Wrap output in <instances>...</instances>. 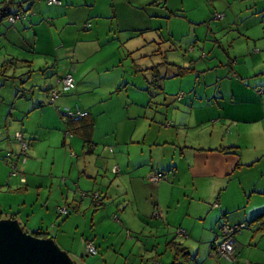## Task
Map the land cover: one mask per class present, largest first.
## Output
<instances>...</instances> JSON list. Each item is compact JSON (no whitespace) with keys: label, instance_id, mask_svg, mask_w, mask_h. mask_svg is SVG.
Here are the masks:
<instances>
[{"label":"crops","instance_id":"obj_1","mask_svg":"<svg viewBox=\"0 0 264 264\" xmlns=\"http://www.w3.org/2000/svg\"><path fill=\"white\" fill-rule=\"evenodd\" d=\"M216 1L212 0L206 10V0H59V5L50 6L47 0H11L10 6H15L12 13L30 12L36 6L38 10L32 18L13 25L11 36L0 30V37L10 39L13 49L28 53L22 60L7 57L29 69L36 63L39 69L44 64L43 69L50 74L42 75L51 80L42 78L41 84H48L44 93L39 89L38 93L16 95L23 106L19 109L16 102L9 111L0 105V139L7 137L4 129L10 124L15 133L25 135L27 153L31 149L25 163L37 164L42 154L49 157L50 163L43 166L46 172L40 163L38 170L42 171L30 170L21 175L25 190L31 186L49 188L45 209H40L44 214L34 216L29 209L31 215L26 219L19 212L4 218L16 219L28 233H44L53 206L63 221L56 226L59 233L52 239L80 264L87 257V242L96 248L95 257L102 250L104 244L95 234L107 220L120 227L118 253L105 251L99 264H171L172 254L165 245L172 239L189 253L185 264H226L209 256L217 225L220 221L246 224L247 228L234 237L236 264H264V233L259 232L260 223H251L264 211V14L259 15V0ZM240 5L244 12L238 23L235 8ZM234 12L237 20L232 17ZM221 13L223 17L218 15ZM215 15L221 17L215 19ZM174 25L185 26L186 30ZM42 33H47L50 41V48L44 51L37 47ZM230 34L234 37L226 40ZM190 46L194 51L209 52L196 62L185 56L182 61L174 59L171 53ZM107 49L111 56L95 60ZM144 57L151 66L140 63L147 61ZM125 63L136 71L150 67L152 74L160 66L178 68L177 72L166 71L161 81L146 79L170 97L162 82L192 74L193 95L179 101L187 110L184 118H173V113L167 111L164 123L159 124L156 114L149 136L142 137L136 134L132 118L146 113L140 110L136 115L126 106L130 102V106H147L150 98L136 103L124 90L129 96L124 108L96 110L98 102L116 95L118 98L123 90ZM68 65L76 71L72 91L59 83ZM52 88L59 95L49 106L46 92ZM68 93L76 100L93 97L87 106L75 108L87 112V117L73 126L57 113L66 106ZM102 114L104 119L111 117V127L105 130L98 127ZM191 122L196 123L192 129H198V137L211 142L200 141L197 146L183 142L177 155L162 139V132L188 131ZM126 126L134 130H123ZM157 129L158 134L150 136ZM164 138L168 136L164 134ZM42 144H46V152L38 149ZM0 147L14 155L20 148L11 137ZM0 156L6 164L5 153ZM160 172H166L165 179L151 183L149 176ZM53 188L56 193L51 200ZM85 193L89 196L82 197ZM92 194H99L104 205L94 206ZM59 208L68 209L69 214L59 215ZM210 214L212 220L208 221ZM80 226V239L72 248L60 237L64 234L61 230H77ZM179 228L185 231V238L176 235ZM78 252L81 255L76 257Z\"/></svg>","mask_w":264,"mask_h":264},{"label":"rangeland","instance_id":"obj_2","mask_svg":"<svg viewBox=\"0 0 264 264\" xmlns=\"http://www.w3.org/2000/svg\"><path fill=\"white\" fill-rule=\"evenodd\" d=\"M247 2L249 0H246ZM245 1V2H246ZM212 0H206V2L204 3V7L205 9H209L211 6ZM218 1L214 0V3ZM259 3H257V8L259 9L260 13L259 15H263L264 14V0H259ZM6 4H10L11 0H6V2H4V0H0V9H2ZM244 6L245 3H243ZM240 5L237 6L235 8V11L237 12V15L239 17H236V13H232V17L234 20L238 19V23L241 20L242 17V11L244 6ZM25 9L27 8L26 5L23 6ZM9 9L10 10H15V6H10L9 5ZM33 10H31L30 12H28L30 16H28L29 18H32V15L34 14L33 12L38 10V6H36L35 8H32ZM220 11H222L220 9ZM219 12V10L217 11ZM241 12V13H240ZM244 12V11H243ZM221 15L222 17L224 16L223 13L218 14ZM215 19H216V15H215ZM214 22V21H213ZM246 22V21H245ZM21 22H17V26L20 24ZM15 24V25H16ZM11 25H9L8 20L7 19H1L0 18V30L6 35L11 36L10 34H13V29H11ZM174 28L176 29H185V26H178V25H174ZM257 31V29H255ZM40 31H38L39 33ZM31 34H33V32L31 31ZM52 34V31H51ZM47 33H42V35L40 36L38 42H37V47L40 51H44L50 48V41L47 38ZM234 36L232 34L228 35L226 40H230L232 39ZM8 38H2L0 37V105L4 104V107L6 106V111H9L10 107H14V102H16V107L17 109H19V107H23L22 103L20 102V99L16 100V95H20L22 96V94H30L32 92L38 93L39 89H42L43 93L44 90L43 88L45 86H47V83H42L41 81H43L42 78H44V80L47 82L48 80H51V77L49 76V78L45 79V76L42 75L43 73L49 75L50 72L47 70H44L43 68H45V66H43L44 64L40 65V67L42 68H38L39 64H35L37 66L32 67L31 69H29V67L26 64H22V63H7L8 60H10L7 56H13L19 60H22L23 57H27L28 53H21L15 49H13L11 43L12 41ZM260 49V48H258ZM184 51H175L171 54H174V59L178 60V61H182V57L185 56L186 58L189 59V61L191 62H196L199 61L200 58L203 55H207L209 50L206 49H200V50H195L193 49L192 46L183 49ZM204 51V52H203ZM144 55L147 54H138L137 57H142ZM150 55V54H148ZM30 56V55H29ZM108 56H111V52L110 49H107L106 51H104L101 55H99L98 57L95 58V60H98L99 58H106ZM222 57H225V55H221ZM19 57V58H18ZM184 59V58H183ZM143 60H147L146 62H141V64L143 65H147V66H151L148 62L151 63V61L148 58H143ZM40 63H43L44 60H40ZM50 64V63H49ZM139 63H137L138 65ZM121 67V66H120ZM146 66H143L141 68L138 69V71H136L135 69H132L129 65V63H125V68L123 69L124 71V75H125V81L123 82L122 85V91L120 92V94L117 95L115 97H113L111 100H104L103 102H98L96 104V106L98 108H96V110H105L106 108H108L109 110H113L115 109L117 106L118 107H123L127 102V98L129 96V98H131V100L133 99V101H135L136 103H140L143 100L145 101L146 98H150V103L147 106H138L137 104H134L132 106H130V103L126 106L127 109H129L131 112H134V114L137 115V111L142 110L144 113L146 114H141L139 116L138 119L137 116H134L132 118V120L134 121V123L132 124L134 126V129L136 130V134L140 135V136H149V126H151V122H152V117L155 116L157 114L156 117V121L159 124H163L164 120L166 119L167 115L166 112L169 111L171 113H173V118H178L183 119L184 118V113L187 112V110L182 107L181 101L183 99V97L185 95H193L192 92V88H193V82L195 80L194 76L192 74L190 75H185L182 76L181 78H176V79H172V80H165L162 83L166 84V94H170V96H165L162 94L161 90L157 87H155L152 84H149V82L146 81V79L152 80L154 79V81H161L159 80V78H163L166 71H169V73L173 70L174 72H177L176 67L172 68L171 66H160L158 68H156L154 71V73L152 74L150 72V67L145 68ZM72 66L68 65V69L67 71L63 74L62 78H64V76L71 71ZM181 68V66H180ZM145 69H149L148 71H143L141 72V70H145ZM47 71V73L45 72ZM83 71V70H82ZM120 72L123 71L121 70V68L119 69ZM42 72V73H41ZM72 72L73 78L75 76V68ZM123 75V76H124ZM90 77H88L89 79ZM182 80V89L179 88V83L181 82L180 80ZM127 84V85H126ZM42 85V86H41ZM35 86V87H34ZM42 87V88H39ZM202 89H204V85L202 84L201 86ZM124 90L126 92V96L124 95ZM142 90V91H141ZM98 92V90L96 91ZM72 93V92H71ZM74 93V91H73ZM173 95V96H172ZM177 95V96H176ZM82 98V96H80ZM177 97V98H176ZM79 99V98H78ZM65 101H66V106L62 107L63 111H61L60 113H58V115L60 116L61 113H66L69 110L76 112V107L80 108L82 106H87L88 104H90L93 101V97H91L90 99H79L76 100L70 93L65 94ZM134 103V102H133ZM15 108V107H14ZM95 111V109H93ZM158 112V113H157ZM195 116H198V114H196ZM99 118V122H98V127L101 129H106L108 127H111V125H108V120L111 119V117H106V119H104L103 114L100 115ZM33 119V118H32ZM194 120V119H191ZM12 123V122H11ZM170 123V122H169ZM4 125V123H3ZM6 125V124H5ZM190 129L188 131H184L182 129V131H174L171 132V134L169 132L163 131V140L164 141H168L167 143H170L171 145H167L169 149L175 151V153L178 155L179 151L181 150V145L183 142H187L191 145L197 146V144L201 141L202 144L211 142L210 139H203L198 137V129H192L193 126L196 125V123L191 122L190 124ZM2 127V126H1ZM4 129V128H2ZM123 130H134L133 127L131 126H126L122 128ZM16 129L12 128V126L10 124H7L5 126L4 132L5 134L7 133V137H3L2 139H0V145L5 144L8 141V137H12L15 133ZM154 134H158V129L154 132L151 133L150 136L154 135ZM164 134L166 136H168V139L164 138ZM187 137V138H186ZM200 138V139H199ZM7 139V140H6ZM47 144V143H46ZM46 144H42L43 146H40L38 149H40V151L43 149V152H46L45 149V145ZM49 146V145H48ZM40 151L38 150V153H40ZM31 152V149H29L28 153ZM42 152V153H43ZM6 154V150L3 147H0V155L2 154ZM50 155V153L48 154V156ZM1 157V156H0ZM32 161H28V163H25L23 159H21L20 161L15 162V165H6L3 163V161L0 159V217L1 220L2 219H8V218H4L6 216H9L10 214H17L19 212V216L26 219L27 216H30L31 212L34 213V216H40L44 214V211H41L40 209L42 208L43 210L45 209V207L43 206V204L45 203V199L48 197V189L49 188H43L42 190H40L41 188H36L35 186H31L28 190L24 189V184H22V179H24V175L21 176L22 174H28L29 172L31 173L30 170L32 171H42V170H38L40 163H41V167L43 168V166L45 165V167L47 166L48 162L50 163V159L49 157L44 156L43 154L40 156V159L38 160L37 164H30ZM43 168V171L46 172ZM17 171V173H14V171ZM255 171H257V168L255 169ZM13 174H17V175H13ZM38 175H43L37 172ZM61 179V178H60ZM61 182V181H60ZM62 183V182H61ZM39 183H35V185L38 186ZM40 185V184H39ZM63 186V184H62ZM49 187V186H48ZM41 191V192H38ZM53 192V198L51 200H54V194L56 193V188L52 189ZM239 198V196L237 197ZM236 198V199H237ZM37 201H39L37 203ZM30 206V208H29ZM192 208H196L195 205L192 206ZM31 212H30V210ZM50 220L49 217L46 220H49L48 224L45 225L43 227L44 233L48 234L51 238H54L55 235L57 233H59L58 231V226L59 224H61V222L63 220H61L62 218H59L56 211L54 212L53 206L50 207ZM117 215V214H116ZM220 216V214H219ZM36 218V217H35ZM113 219V218H112ZM212 220V214H210L208 216V221ZM91 222L88 221V228L87 230L89 231L91 228H89ZM106 226H103L98 233L95 234V236L99 237V239H101V242H103V247L102 250L100 252H98L97 257L95 256H87V257H83V264H99V261H101V255L106 251L108 252H112L114 251V253H118V245H117V240L116 237L118 236L119 232H120V227L117 226L116 223L114 222H110V220H107L104 223ZM223 225H238V224H230L224 221H220L217 225L216 228V232H215V238L217 236L220 235V227ZM117 226V227H116ZM56 227V228H55ZM65 229V228H64ZM61 230L63 231L64 234H60V237L64 238L65 242L67 245H70L71 247L74 245V243L77 242L78 239H80V235H81V230H83V227L80 226L79 229L77 230H71L70 228H66L65 230ZM70 231V234H69ZM114 234H113V233ZM242 232V231H241ZM92 237V236H91ZM61 239V238H60ZM58 245V244H57ZM58 247L61 249V247L58 245ZM73 248V247H72ZM62 251H64L63 249H61ZM81 255V252H78V256ZM72 261L75 264H80L79 259L76 260V258H73L71 256H69ZM102 264V263H101Z\"/></svg>","mask_w":264,"mask_h":264},{"label":"water","instance_id":"obj_3","mask_svg":"<svg viewBox=\"0 0 264 264\" xmlns=\"http://www.w3.org/2000/svg\"><path fill=\"white\" fill-rule=\"evenodd\" d=\"M0 264H75L52 238L28 233L14 218L0 219Z\"/></svg>","mask_w":264,"mask_h":264},{"label":"built area","instance_id":"obj_4","mask_svg":"<svg viewBox=\"0 0 264 264\" xmlns=\"http://www.w3.org/2000/svg\"><path fill=\"white\" fill-rule=\"evenodd\" d=\"M60 2L59 0H47V5H59ZM29 13H17V14H13L8 18V21L11 25H13L14 23H16L17 21L20 20H24L26 19L27 15ZM221 16H216V18H220ZM74 70V67L72 66L71 71ZM69 71L64 78H62L61 80V84L62 86L66 89V90H73L75 87L74 84V79H73V75L72 72ZM57 93L56 92H52L51 96H50V102L53 103L55 101V99L57 98ZM61 115H64L65 118H69L71 120H77V119H83L87 117V112H80L77 111L76 112H72V111H68L66 113H61ZM17 140H19L21 142V152L24 153L25 149H26V145L23 141V137L20 134H17ZM12 166L15 165L14 162H12L11 164ZM117 169L113 170V173H117ZM14 173H17L16 169L14 171ZM13 175H17V174H13ZM163 179L162 175L156 174V173H152L149 176V181L153 184H156L158 182H160ZM82 197H85L86 194L81 195ZM91 201L93 203L94 206L96 207H100L101 206V201H100V196L99 194H92L91 195ZM58 214L61 216L67 215L68 213V209L66 208H59L58 210ZM244 226L243 225H236V226H229V225H223L220 227V235L217 236L212 244L211 247V252L210 255L211 257H216L220 260H225L229 263H233L234 262V247H235V243L233 241V234L242 229ZM180 234L185 235V232L183 230L180 231ZM84 251L87 255H95L96 254V249L93 246L92 243H86L84 246Z\"/></svg>","mask_w":264,"mask_h":264},{"label":"trees","instance_id":"obj_5","mask_svg":"<svg viewBox=\"0 0 264 264\" xmlns=\"http://www.w3.org/2000/svg\"><path fill=\"white\" fill-rule=\"evenodd\" d=\"M4 7L2 8V9H0V18L1 19H7L8 20V18L11 16V15H13V14H17V13H28L27 11H16V12H10V9H9V5H12V2L10 3V4H6V3H4ZM27 17H28V15H27ZM26 17V18H27ZM26 19H24V20H20V21H17V22H23V21H25ZM16 22V23H17ZM8 23H9V21H8ZM16 23H14L13 25H15ZM9 25H11L10 23H9ZM13 25H11V26H13ZM17 61L18 60H16V59H14V58H12V59H10V60H8L7 61V63H10V64H12V63H17ZM19 62V61H18ZM61 80H62V78L60 79V81H59V83H60V85L62 86V84H61ZM63 87V86H62ZM64 88V87H63ZM75 88V87H74ZM67 91H72V90H67ZM52 92H56L57 93V95H59V93H58V90H56V89H54V88H52V89H49L46 93H47V95H46V103H47V105H49V106H53L54 105V102L57 100V98H58V96H57V98L55 99V101L53 102V103H51L50 102V96H51V94H52ZM41 105L39 104L38 105V107H40ZM57 110V109H56ZM58 113L60 112V111H57ZM85 118H83V119H77V120H71V119H69V118H65L64 119V121L67 123V125L68 126H73V125H76L77 123H79V122H81L82 120H84ZM88 126V125H87ZM86 126V127H87ZM72 132V131H71ZM17 134H20V135H22V137H23V141H24V143H25V145H26V149H25V152L24 153H22L21 152V142L19 141V140H17ZM11 139L14 141V142H16V144L20 147L19 148V152H18V154H16V155H14V154H12V153H10V152H6V154H5V156H4V161H5V163L7 164V165H11L12 164V162H17V161H20L21 159H23L24 160V162L27 160V157H28V153H27V149H28V143H27V140H26V137H25V135L22 133V132H16V133H14V135L11 137ZM15 160H17V161H15ZM156 174H158V173H156ZM159 175H162L163 176V179H165V175H167L166 174V172H160V174ZM162 179V180H163ZM161 180V181H162ZM160 181V182H161ZM159 183V182H158ZM86 194V193H85ZM87 195V194H86ZM87 196H89V195H87ZM91 197V196H90ZM100 201H101V205H104L103 204V202H102V198H101V196H100ZM69 213H67V215H68ZM66 215V216H67ZM260 223V227H259V232H263L264 233V211L263 212H261V213H259V214H257L255 217H254V219H253V221L251 222V223ZM238 225H243L244 227L242 228V229H240V230H238V231H236L234 234H233V236H232V238H233V241H234V237L237 235V234H239V233H241V231L242 230H244L245 228H247V225L246 224H238ZM230 226H234V225H230ZM182 229H177L176 230V235L178 236V237H180V238H185L186 237V233H185V235H182V234H180V231H181ZM184 231V230H183ZM185 232V231H184ZM33 235L34 236H37V237H39V238H47V236H46V234L45 233H40V232H38V233H33ZM215 240V239H214ZM214 242V241H213ZM213 242L211 243V246H210V251H209V256H211L210 255V252H211V247H212V244H213ZM94 246V245H93ZM165 247H167V249H168V251L172 254V261H171V264H185L186 262V260L187 259H190V255H189V253L186 251V248H184L183 247V245L181 244V243H179V242H176L175 241V239H172V240H170L168 243H166V245H165ZM96 249V248H95ZM86 254V253H85ZM96 254H97V250H96ZM95 254V255H96ZM87 255V254H86ZM95 255H87V256H95ZM215 260H217V261H220V262H224V263H226V264H236V259H235V257H234V262L233 263H229V262H227V261H225V260H220V259H218V258H216V257H213ZM155 264H157V263H155Z\"/></svg>","mask_w":264,"mask_h":264}]
</instances>
